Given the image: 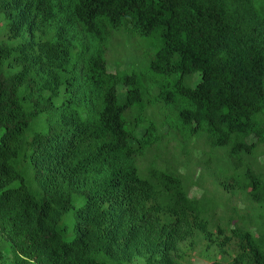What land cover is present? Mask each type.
<instances>
[{"label": "trees", "instance_id": "obj_1", "mask_svg": "<svg viewBox=\"0 0 264 264\" xmlns=\"http://www.w3.org/2000/svg\"><path fill=\"white\" fill-rule=\"evenodd\" d=\"M2 26L11 264H264V0H0Z\"/></svg>", "mask_w": 264, "mask_h": 264}, {"label": "rangeland", "instance_id": "obj_2", "mask_svg": "<svg viewBox=\"0 0 264 264\" xmlns=\"http://www.w3.org/2000/svg\"><path fill=\"white\" fill-rule=\"evenodd\" d=\"M5 32V26H2L0 28V41L3 40L2 38V34ZM6 42H10L7 39H4ZM121 43V39L119 38V36L115 37V40L113 41V46L111 47V54H110V60H114L115 53L116 50L115 47H117L119 44ZM118 51L120 50V54H124L126 53V55L128 56H132L134 59H142L143 55H144V51L141 50L138 46L133 47L130 46L129 48L127 47H123L122 45H120L118 47ZM124 54V56L122 57V68L131 65V59L127 58ZM115 66L112 67L111 71L114 72ZM197 83V81L195 82ZM40 125H42L41 123H39V127ZM193 196L197 195V191L192 192ZM79 206V204H77L76 208ZM73 215V212L69 215V217H71ZM68 223L73 224V221H68ZM68 238H72V236H67ZM205 258L203 259L202 257H199L198 255L196 256V258L194 259L192 264H210L211 259L213 258V255L210 253V255L208 254V252H205ZM0 264H11V260H10V255L7 249L4 248V245L2 243V239L0 238ZM133 264H145L143 260H138Z\"/></svg>", "mask_w": 264, "mask_h": 264}]
</instances>
